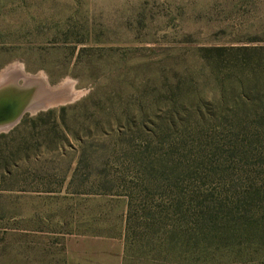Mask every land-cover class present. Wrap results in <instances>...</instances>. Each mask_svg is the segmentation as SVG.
<instances>
[{"label": "rangeland", "instance_id": "rangeland-1", "mask_svg": "<svg viewBox=\"0 0 264 264\" xmlns=\"http://www.w3.org/2000/svg\"><path fill=\"white\" fill-rule=\"evenodd\" d=\"M260 64L264 0H0V78L42 88L22 120L54 112L0 131V264H123L129 202L173 226L216 206Z\"/></svg>", "mask_w": 264, "mask_h": 264}, {"label": "trees", "instance_id": "trees-1", "mask_svg": "<svg viewBox=\"0 0 264 264\" xmlns=\"http://www.w3.org/2000/svg\"><path fill=\"white\" fill-rule=\"evenodd\" d=\"M239 72L234 122L241 155L232 193L208 210L190 205L175 226L146 215L142 232L129 202L123 264H264V64ZM53 114L25 118L13 132L31 122L34 134Z\"/></svg>", "mask_w": 264, "mask_h": 264}, {"label": "water", "instance_id": "water-1", "mask_svg": "<svg viewBox=\"0 0 264 264\" xmlns=\"http://www.w3.org/2000/svg\"><path fill=\"white\" fill-rule=\"evenodd\" d=\"M40 86L19 81L0 85V127L10 129L19 124L28 107L40 99Z\"/></svg>", "mask_w": 264, "mask_h": 264}, {"label": "bare ground", "instance_id": "bare-ground-1", "mask_svg": "<svg viewBox=\"0 0 264 264\" xmlns=\"http://www.w3.org/2000/svg\"><path fill=\"white\" fill-rule=\"evenodd\" d=\"M20 74H21V76L22 75L24 76V73H23L22 69H21V73ZM3 76L4 77L0 78V85L4 84V83H6V81L12 79V77L14 76V73L12 71H8ZM42 80H44V79H42ZM28 84H32V83H28ZM67 85L68 84H65V86L63 85V88H67L66 90H64V92H60V93L57 92L56 95H54V94L50 95V92L49 93L45 92L44 96H45L46 100L42 104H39L37 107H33L32 110L34 112H36V111H38V110H40L42 108H48V107H51L53 105H58V104L67 103L69 101H72L76 97V93H74V91H73V86H67ZM42 92H43V90L40 87V94ZM2 129H4V128L0 127V131Z\"/></svg>", "mask_w": 264, "mask_h": 264}]
</instances>
